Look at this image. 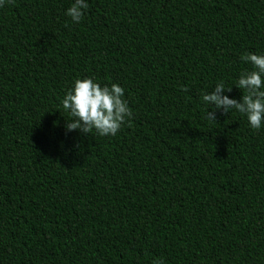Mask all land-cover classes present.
Returning <instances> with one entry per match:
<instances>
[{
  "label": "trees",
  "instance_id": "16d2710c",
  "mask_svg": "<svg viewBox=\"0 0 264 264\" xmlns=\"http://www.w3.org/2000/svg\"><path fill=\"white\" fill-rule=\"evenodd\" d=\"M5 0L0 264H264V127L208 120L264 54V0ZM116 83L115 136L66 132L77 78Z\"/></svg>",
  "mask_w": 264,
  "mask_h": 264
},
{
  "label": "clouds",
  "instance_id": "9594fccd",
  "mask_svg": "<svg viewBox=\"0 0 264 264\" xmlns=\"http://www.w3.org/2000/svg\"><path fill=\"white\" fill-rule=\"evenodd\" d=\"M5 0H0V7ZM89 8L88 0H72L64 15L73 24L81 22ZM241 60L251 65V70L241 72L234 86L243 90L240 101L229 98L223 82L216 83L210 92L200 96L202 104L208 107L206 118L215 121L216 112L228 114L235 111L247 120L248 127L259 130L264 127V54L246 53ZM124 90L116 83L101 86L93 78H77L60 101L62 108L70 114L65 131L100 136H115L126 121L132 119V111L123 99Z\"/></svg>",
  "mask_w": 264,
  "mask_h": 264
}]
</instances>
